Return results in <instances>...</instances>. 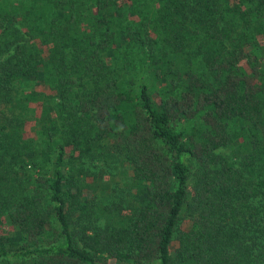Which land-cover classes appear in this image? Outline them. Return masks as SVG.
<instances>
[{
  "label": "trees",
  "instance_id": "trees-1",
  "mask_svg": "<svg viewBox=\"0 0 264 264\" xmlns=\"http://www.w3.org/2000/svg\"><path fill=\"white\" fill-rule=\"evenodd\" d=\"M0 264H264V0H0Z\"/></svg>",
  "mask_w": 264,
  "mask_h": 264
},
{
  "label": "rangeland",
  "instance_id": "rangeland-1",
  "mask_svg": "<svg viewBox=\"0 0 264 264\" xmlns=\"http://www.w3.org/2000/svg\"><path fill=\"white\" fill-rule=\"evenodd\" d=\"M219 153H221V151ZM128 171L129 170H128L127 165H125L123 163L122 164L116 163L115 168H113L111 170L110 175L109 174L106 175V173L104 172V174H101V176L99 178H100V181L103 182V184H105V185L114 181L116 188L121 189L125 186V184H124L126 182L125 175H128ZM83 179H84V182H87L91 185L100 184V183L96 182L95 179H93V178L91 179V177H88V176L81 178L80 180L82 181ZM104 181H106V182H104ZM107 186H105V191L107 190L109 192L110 188ZM85 191L87 193V189ZM174 245L175 244H173L172 247H174Z\"/></svg>",
  "mask_w": 264,
  "mask_h": 264
}]
</instances>
